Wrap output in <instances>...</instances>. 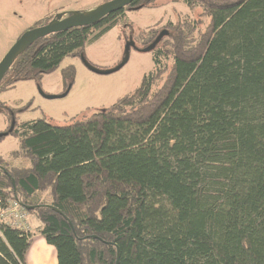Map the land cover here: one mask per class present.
I'll list each match as a JSON object with an SVG mask.
<instances>
[{"label": "trees", "instance_id": "obj_1", "mask_svg": "<svg viewBox=\"0 0 264 264\" xmlns=\"http://www.w3.org/2000/svg\"><path fill=\"white\" fill-rule=\"evenodd\" d=\"M172 1L185 12L138 34L144 48L165 32L133 92L68 125L13 114L0 137L18 144L0 155V206L29 207L57 264H264V0ZM154 3L35 40L0 91L88 62L113 28L134 43L128 12ZM32 235L0 222V264H27Z\"/></svg>", "mask_w": 264, "mask_h": 264}, {"label": "rangeland", "instance_id": "obj_2", "mask_svg": "<svg viewBox=\"0 0 264 264\" xmlns=\"http://www.w3.org/2000/svg\"><path fill=\"white\" fill-rule=\"evenodd\" d=\"M105 1L108 0H0V60L24 31L33 28L43 18L86 11ZM153 5L128 12L129 20L134 24L131 32L135 40L133 45L129 44L130 37L126 41L121 28H113L85 48V58L92 66L105 70L121 64L118 70L109 74L96 73L81 58L68 57L56 70L44 74L39 81L20 80L13 87L0 91V133L12 125L13 114L18 121L43 118L54 125H68L133 92L142 75L152 68L151 54L145 52L141 45L147 34L138 35L142 32L141 28L164 24L174 20L178 11H184L182 4L172 0H155ZM125 31L126 34L130 32L128 29ZM127 44L129 48L126 53ZM70 65L75 69L71 83L69 78H63L61 72ZM41 92L53 95L67 93L48 99ZM17 146V139L12 135L0 138V155L9 157ZM26 222L29 232L33 234L32 240L36 241V237L40 236L36 227L39 221L28 214ZM47 253L44 254L47 256ZM32 254L33 251L27 258L32 257Z\"/></svg>", "mask_w": 264, "mask_h": 264}, {"label": "water", "instance_id": "obj_3", "mask_svg": "<svg viewBox=\"0 0 264 264\" xmlns=\"http://www.w3.org/2000/svg\"><path fill=\"white\" fill-rule=\"evenodd\" d=\"M134 0H108L105 1L99 5H97L94 8L88 9L86 11H79V12H69L63 13L61 15H58L56 18L51 19L46 24L36 26L33 28H30L26 31H24L17 39L16 41L11 45V47L7 50V52L4 54L2 59L0 60V82L3 79L4 75L8 71L9 67L15 60V58L29 45H31L35 40L44 37L51 33H57L60 31L68 30L73 27H80V26H87L94 24L102 17L106 16L107 14H110L112 12H116L118 10L123 9L125 6H128L131 4ZM63 15H66L62 17ZM165 34L164 31L160 32L157 37L146 47L143 48L145 52H149L153 47L159 42L161 37ZM130 45H133V43H129ZM129 44L126 45L125 52H128ZM86 66L100 74H109L116 70H118L119 67H121V64H119L117 67H114L112 69H98L88 62L84 61ZM41 94L48 99L58 98L66 95V92H63L61 94L53 95V94H45L41 92ZM11 128L9 129V131ZM6 132L0 133V137L5 135ZM13 182V181H12ZM26 208V207H25ZM54 211H57L56 208L51 207ZM29 207L26 208L28 210ZM119 259V252H117L116 257V263H118Z\"/></svg>", "mask_w": 264, "mask_h": 264}, {"label": "crops", "instance_id": "obj_4", "mask_svg": "<svg viewBox=\"0 0 264 264\" xmlns=\"http://www.w3.org/2000/svg\"><path fill=\"white\" fill-rule=\"evenodd\" d=\"M38 226L39 224L36 227ZM35 240L36 241L32 242L29 250L27 251V264H57L56 252L54 247L47 244L44 238L41 236H37ZM31 251H33L32 257L27 258V255ZM44 253H47V256Z\"/></svg>", "mask_w": 264, "mask_h": 264}, {"label": "built area", "instance_id": "obj_5", "mask_svg": "<svg viewBox=\"0 0 264 264\" xmlns=\"http://www.w3.org/2000/svg\"><path fill=\"white\" fill-rule=\"evenodd\" d=\"M27 216L25 208L14 199L8 200L6 206H0V222L29 230V225L26 222Z\"/></svg>", "mask_w": 264, "mask_h": 264}, {"label": "flooded vegetation", "instance_id": "obj_6", "mask_svg": "<svg viewBox=\"0 0 264 264\" xmlns=\"http://www.w3.org/2000/svg\"><path fill=\"white\" fill-rule=\"evenodd\" d=\"M41 25H43V24H41ZM39 26H40V25H39ZM127 40H128V39H127ZM127 40H126V41H127ZM13 122H14V121H13ZM13 122H12V125L9 127V129H10V128H11V129L13 128ZM9 129H8V131H9Z\"/></svg>", "mask_w": 264, "mask_h": 264}]
</instances>
